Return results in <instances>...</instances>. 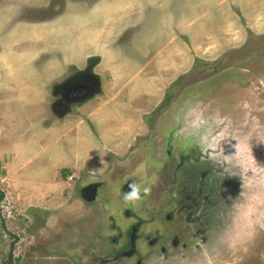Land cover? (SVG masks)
<instances>
[{"label": "rangeland", "instance_id": "obj_1", "mask_svg": "<svg viewBox=\"0 0 264 264\" xmlns=\"http://www.w3.org/2000/svg\"><path fill=\"white\" fill-rule=\"evenodd\" d=\"M40 1V4H45L43 0ZM90 2L84 0V5ZM52 3L61 2L52 0ZM243 39V44L228 50L220 57L221 60L181 61L180 74L166 78L169 81L164 84L163 94L158 101L148 102L144 107L147 108L140 110V114L135 112V107L130 108L143 129L136 125L124 139L120 136L119 143L124 142L126 147L122 155L115 156L108 151V154L100 157L99 168L79 165L68 173L58 170L57 180L61 183H58L56 191L47 193L46 197L39 196V201L28 205L23 200H17V191L11 189L10 185L13 180L11 176L16 177L18 172L13 171L9 176L5 166L7 161H0V191L3 192L0 200V264H160L163 260L160 250L147 244L143 238L137 241L135 248L138 251L134 256L124 255L117 250L126 244V232L131 224L141 222L137 232L141 237L157 235L153 221L160 223L157 222L160 216H155V212L172 207L173 203L170 202L173 197L169 191L178 182L184 184L186 180L184 175L182 177L181 173H177L183 166V159L175 157L172 160V150L191 148L193 137L197 143L207 138L209 147H203L211 149L212 154L221 149L227 155L223 168L221 163L218 165L227 172L211 174L214 183L206 190L211 195L220 194L217 186H222L221 176L229 187L221 207V222L218 219L220 209L216 208L213 212L217 214L213 215L208 231L205 228L202 234L198 233H206L204 240L207 243L201 242L197 251L182 253L184 256L195 254V257L179 264H264V29L246 30ZM118 45L107 46L105 52L107 55L109 53L110 60L119 56L117 52L109 51ZM97 63L96 58L87 59L77 71L80 76L73 82L69 79L67 83L70 87H76L82 82H89L90 90L72 100H78L73 105L77 116L83 117L88 129L90 127L95 131L93 120L91 122L87 117L89 107L82 106L86 101L101 103L100 97L106 96V83L101 86L100 78L93 72L106 73L107 76L102 75V79L112 80L108 75L111 61L103 68H99ZM3 81L1 87L0 73V97H11L16 90V80L12 75H7L3 76ZM113 86L111 84V90H114ZM61 89H65V86L59 84L54 90L57 95L65 97V101L73 102ZM147 94L151 95L149 92ZM17 103L13 98L5 106L3 98H0L3 106L0 113L6 107L9 112L15 107L20 114L22 111L33 114L31 103L26 102L25 108ZM192 105L202 107L205 116L209 117V126L202 127L198 132L190 131L187 126L186 113ZM53 111L57 112L58 109ZM217 117L221 120L220 125L212 126L213 118ZM97 136L100 137L99 134ZM100 140L103 141L102 138ZM53 147L51 142L49 148ZM36 161L48 163L47 157H38ZM130 179L137 180L142 188L148 189L147 193H141V196H145L141 206L122 200L123 190L120 186ZM96 181H102L97 197L94 201L84 202L85 198L79 191ZM165 193L168 195L167 202H164ZM126 209L130 212L128 215L124 213ZM250 213H253L252 227L245 224ZM137 215L145 219L140 221ZM217 220L222 229H228L227 233L221 230L222 234L214 236L215 228L211 230V227H216ZM238 229L255 240L241 242L242 239H233L231 234L233 231L237 233ZM199 238L192 240L188 236L186 240L200 242ZM218 243L227 244L224 256Z\"/></svg>", "mask_w": 264, "mask_h": 264}, {"label": "crops", "instance_id": "obj_2", "mask_svg": "<svg viewBox=\"0 0 264 264\" xmlns=\"http://www.w3.org/2000/svg\"><path fill=\"white\" fill-rule=\"evenodd\" d=\"M43 1L0 0L1 87L3 76L16 80L15 93L0 98L5 106L14 98L18 106L25 108L28 102L33 108L32 115L20 114L15 107L0 113V161H7L9 176L18 172L11 176L10 188L17 191L19 202L28 205L56 191L59 172L79 165L99 168L100 157L108 151L122 155L126 147L119 143L120 136L124 139L136 125L143 129L130 108L140 114L148 102L158 101L166 78L180 74L181 61L221 60L243 44L246 30L264 29V0H91L85 5L84 0ZM117 44L109 51L119 56L110 60L107 46ZM92 57L99 68L112 63L108 74L112 80L102 79L106 73L93 72L101 86L106 83V96L100 97L101 103L86 101L82 106L89 107L87 117L96 131L77 116L73 105L78 100L67 103L54 90L61 84L67 95L71 90L67 83ZM38 157H47L48 163L36 161ZM231 235L241 242L254 239L245 238L244 232ZM163 256L160 264H179L195 254L181 259Z\"/></svg>", "mask_w": 264, "mask_h": 264}, {"label": "flooded vegetation", "instance_id": "obj_3", "mask_svg": "<svg viewBox=\"0 0 264 264\" xmlns=\"http://www.w3.org/2000/svg\"><path fill=\"white\" fill-rule=\"evenodd\" d=\"M89 90V82H82L76 87H71V90L68 91V97L69 99L71 98L70 101H72L74 97L80 96L85 92H88ZM67 103H69L68 100ZM192 140L194 144H190L191 148L172 150V153L170 152V157L172 158V160H174L175 157H182L183 166L182 168L177 170V173H181L182 177L184 175V178L186 177V180L184 181V184L178 182V184H176L175 187L172 188V191H169V194H171L173 197L170 202L173 203L172 207H165L164 211L159 209L157 212H155V216H160V220H157V222L160 223H156L155 221H153V223L156 224L155 232L157 235L152 238H150L148 235L141 237V235L137 233L139 231L141 222L131 224L126 232V244L122 246L121 250L117 251H122V254L124 255L134 256L138 251V249L135 248L136 243L139 239L143 238L146 240L147 244L158 247L161 254L163 253L164 256H169L171 257V259H174L175 257L177 259H181L182 257H185L182 253L197 251V248L200 247L199 245L201 244V242L207 243L204 240V235H206V233L203 235H199L198 233H203L205 228L208 231V226H210V221L213 215L217 214L213 212V210L216 208L220 209V212L218 211V219L221 222V207L225 203L226 194L228 193L227 188L229 186L222 180L221 176L220 182L222 186H217L221 190L220 194L211 195L206 189L211 188V185H213L214 183V177L211 174H224L227 172V170L221 169L218 166L221 163V166L223 168V165L226 163L225 159H227V155L226 151L221 149L215 152V154L217 153L216 155L212 154L211 149H204L203 145L209 147V145L207 144V138L202 141L203 143H197L195 137H193ZM131 180L132 179L126 181L125 183H122L120 187L123 192L130 190L129 183L131 182ZM216 181L215 184L217 183ZM101 185L102 181H96L87 184L83 186L79 191L80 195L82 196V193L84 192V194L86 195H91L88 201H94L95 197H97ZM144 197L145 196H142L141 200L137 202L138 205H143L142 202L145 201ZM153 199L154 198H152V200ZM164 199V202L168 201L167 193H165ZM210 207L212 208V211ZM208 210L210 211L208 212ZM124 213L128 215L130 212L128 209H126L124 210ZM151 214H153V212H151ZM252 216L253 213H250L248 216L249 219H247V222L245 223L248 227H251V225L253 224V219L251 218ZM138 217L140 221H143V219H145L142 216ZM215 225L216 227H214V225L213 227H211V230L215 228L214 236L222 234L221 230H224L226 233L228 232V229H222L221 223H219L218 220L216 221ZM240 233H243V231H240V229H238L237 234L240 235ZM188 236L192 237V240L195 237H200V242H192L190 239L186 240V237ZM224 247L225 249H227V245H224Z\"/></svg>", "mask_w": 264, "mask_h": 264}, {"label": "clouds", "instance_id": "obj_4", "mask_svg": "<svg viewBox=\"0 0 264 264\" xmlns=\"http://www.w3.org/2000/svg\"><path fill=\"white\" fill-rule=\"evenodd\" d=\"M204 109L199 105H192L186 113V120L188 129L192 132H198L202 127L209 126V117H206L204 114ZM214 119V124L212 126H219L221 120L217 118ZM128 191H124L122 194V200L126 203L135 204L141 200V193H147L148 189L146 187L141 186V184L132 179L129 183Z\"/></svg>", "mask_w": 264, "mask_h": 264}, {"label": "water", "instance_id": "obj_5", "mask_svg": "<svg viewBox=\"0 0 264 264\" xmlns=\"http://www.w3.org/2000/svg\"><path fill=\"white\" fill-rule=\"evenodd\" d=\"M82 196H83V198H85V199H90V197H91V195H86V194H84V192L82 193ZM109 258V257H108Z\"/></svg>", "mask_w": 264, "mask_h": 264}, {"label": "trees", "instance_id": "obj_6", "mask_svg": "<svg viewBox=\"0 0 264 264\" xmlns=\"http://www.w3.org/2000/svg\"><path fill=\"white\" fill-rule=\"evenodd\" d=\"M64 171V170H63ZM3 198V192L0 191V200Z\"/></svg>", "mask_w": 264, "mask_h": 264}]
</instances>
